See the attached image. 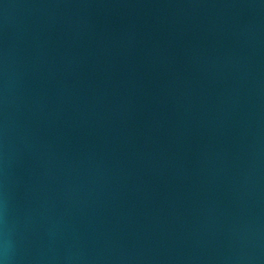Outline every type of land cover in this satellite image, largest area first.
<instances>
[{"label": "water", "instance_id": "95a60500", "mask_svg": "<svg viewBox=\"0 0 264 264\" xmlns=\"http://www.w3.org/2000/svg\"><path fill=\"white\" fill-rule=\"evenodd\" d=\"M11 264H264V0H0Z\"/></svg>", "mask_w": 264, "mask_h": 264}, {"label": "clouds", "instance_id": "9594fccd", "mask_svg": "<svg viewBox=\"0 0 264 264\" xmlns=\"http://www.w3.org/2000/svg\"><path fill=\"white\" fill-rule=\"evenodd\" d=\"M11 243L6 224L0 226V264H11Z\"/></svg>", "mask_w": 264, "mask_h": 264}]
</instances>
